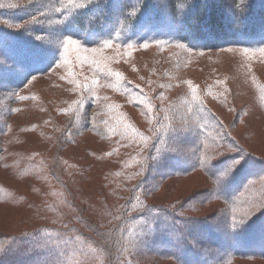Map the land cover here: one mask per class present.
Segmentation results:
<instances>
[{
  "label": "trees",
  "instance_id": "16d2710c",
  "mask_svg": "<svg viewBox=\"0 0 264 264\" xmlns=\"http://www.w3.org/2000/svg\"><path fill=\"white\" fill-rule=\"evenodd\" d=\"M163 2L0 0V171L40 193L14 225H1L0 264H233L264 256L250 247L264 237V156L217 110L234 111L235 127L242 121L230 85L222 76L177 77L198 64L209 73L208 61L219 68L213 52L226 51L264 112V79L250 74L264 64V0ZM143 23L149 31L136 29ZM152 49L158 56L149 67L141 55ZM38 79L51 83L43 90L57 106L45 103L40 121L14 129L26 103L41 100L32 88ZM23 130L36 132L50 157L9 148ZM84 134L105 144L88 153L107 167L82 153L73 161L62 155ZM184 134H192L187 153ZM181 156L183 166L159 171ZM193 173L208 185L183 198L154 197L169 178ZM8 185L0 180V203H24L26 194ZM209 204L210 214L195 213Z\"/></svg>",
  "mask_w": 264,
  "mask_h": 264
},
{
  "label": "rangeland",
  "instance_id": "374dc122",
  "mask_svg": "<svg viewBox=\"0 0 264 264\" xmlns=\"http://www.w3.org/2000/svg\"><path fill=\"white\" fill-rule=\"evenodd\" d=\"M114 1L119 2V0H114ZM159 1L163 6H166V3H164L163 0H159ZM166 19L168 20L169 17H166ZM168 21H169L168 25H172L174 23L172 20H168ZM136 29L145 30V31L150 30L145 23L139 24L136 27ZM158 29H160L159 31H161L163 28L162 27L157 29L152 28L151 31L157 32ZM239 37L240 35L238 36V39L240 40L244 39ZM152 50H153L152 52L142 53L141 55L145 57V59L151 58L148 61L149 67L154 64L153 58L158 56L155 49ZM213 53H216L214 54V56H216V59H218L219 68L216 66L215 63H211L213 61H208L207 66L210 65L209 73L205 71L204 66L202 68V65L198 64V68L194 70H190L191 68L179 70L177 73V77L182 78L188 76L194 79L195 81H202V82H206L207 80H210L212 77H221V76L224 77L230 85L229 95L232 99V102L235 105V109L236 108L240 109L243 112L242 121L240 122L239 125H237V127H235L234 124H232L234 118V111L228 112L227 110L221 107L217 108V110L223 116L224 120L231 125L234 134L238 136L241 139V141L250 150L261 156H264V112L258 107V105L255 102L254 88L252 87V84L250 83L247 74H242V72L238 71V69L235 66V62H233V60L231 61V63H228V59L226 58L227 56L226 51L223 52L218 51ZM263 65L264 64L261 63H255L252 69L253 72L251 71L250 74H254V75L258 74L260 78L264 79ZM215 66L217 67V69H215ZM130 74L134 76L137 75V73L134 72H130ZM45 85L48 86L49 88L53 87L51 83L45 79H38L32 83V88L38 91L41 100L35 103H26L25 105L26 109L24 110V112L21 115H17L16 116L17 119L15 118L12 120L14 129L20 127L23 124L30 123L32 121H40L41 113H39L38 111H40V107L45 103L50 109L57 106L58 100L56 96L53 97L56 98L55 102H53L52 101L53 98L49 99L48 94L43 90V87ZM60 93L64 94L63 92ZM35 133L36 132H27L25 130L21 131L19 133L21 136L20 140L10 142L9 148H14L15 151L20 153H27L29 150H31V148H35L40 151L43 150L45 155L50 157L49 152L46 153L45 151L46 150L45 145L47 143L40 141L39 137L36 136ZM181 139H182V144L184 145L182 151L183 153H187L188 152L187 146L191 144L192 134H184L182 135ZM35 140H37L36 143L35 142L31 143V141H35ZM104 148H105V144L103 142L102 143L97 142L93 135L84 134L77 139V142L74 145L68 147V149H70L69 152H72L73 155H70L69 152H66L65 155L64 152L66 150L62 152V155L65 158L69 159L70 161H73L75 159H78V156L82 153L86 161L103 162L104 165L107 167L108 162H104L102 159L101 161L97 160L94 157L95 156L94 154L92 155L88 153V150L90 149L101 153ZM183 158L184 157L181 156V157H175L174 159L171 158L166 159L165 161L162 162L159 171H164L168 166H174V167L183 166L185 163V160ZM89 172L95 173V171H91V170ZM13 176L19 177L14 173ZM0 180L9 184L10 186H14L18 188V191L21 194L24 195L26 194L27 196L26 201L20 205H15L12 202H9L8 204L0 203V227L1 225L12 226L14 225L15 221H18L20 219V214L25 211L24 208H26L27 201H29L30 199H33L32 201H37V198H39L40 193L31 189L30 180H24V181L16 180L12 178L10 174H7L5 171L2 172L0 171ZM202 183L208 185L207 179L203 175H199V173L189 174L186 177H177V178L172 177L163 183L160 190L154 195V197L157 199V201L183 198L186 197L190 192L201 190L203 186ZM235 185L236 183L233 184L232 186L234 187ZM48 192L52 193V190L50 189V191ZM211 212H212V206H210V204L201 206L197 208V210L195 211V213L200 216L205 214L206 215L210 214ZM48 214L49 212L46 211L38 212V215L42 218L47 217ZM261 221H264V217L261 219ZM259 229L262 230V228ZM219 231L222 232L223 228H220ZM258 233L262 234L264 233V230H262V233L258 230ZM263 239L264 237L260 235L259 238H257V241L250 244V247L256 249L260 248L258 251H264ZM208 243H210L209 240L207 241V245L210 246V250H211L212 244H208ZM243 248L248 249L245 246H243ZM237 259H238L237 262L233 264H264V256H259V255L249 259H241V260H239V258Z\"/></svg>",
  "mask_w": 264,
  "mask_h": 264
},
{
  "label": "snow or ice",
  "instance_id": "6c2138e0",
  "mask_svg": "<svg viewBox=\"0 0 264 264\" xmlns=\"http://www.w3.org/2000/svg\"><path fill=\"white\" fill-rule=\"evenodd\" d=\"M67 43H68V44H73V45H74L76 42L73 41V40H71V39H69V40L67 41ZM229 170H230V166H229L228 169L225 170V172L221 173V175H222V176H223V175H227V173L229 172Z\"/></svg>",
  "mask_w": 264,
  "mask_h": 264
}]
</instances>
